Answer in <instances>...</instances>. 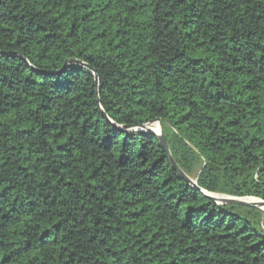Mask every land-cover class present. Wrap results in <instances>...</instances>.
Instances as JSON below:
<instances>
[{
	"label": "trees",
	"instance_id": "1",
	"mask_svg": "<svg viewBox=\"0 0 264 264\" xmlns=\"http://www.w3.org/2000/svg\"><path fill=\"white\" fill-rule=\"evenodd\" d=\"M203 191L264 201V0H0V264H264Z\"/></svg>",
	"mask_w": 264,
	"mask_h": 264
},
{
	"label": "water",
	"instance_id": "2",
	"mask_svg": "<svg viewBox=\"0 0 264 264\" xmlns=\"http://www.w3.org/2000/svg\"><path fill=\"white\" fill-rule=\"evenodd\" d=\"M98 82V80H97ZM156 124H158V127H159V132H156L154 130H152L149 126L151 125H144V126H141L139 129L142 130V131H146L150 134H154L156 136H158L159 140H160V143L164 149V151L167 153L172 165L175 167V169L181 174V176L189 183L191 184L192 186L196 187V182L192 181L190 178H188L181 170L180 168L177 166L176 162L174 161L172 155H171V152H170V149H169V146H168V143L165 139V136H164V133H163V130H162V127H161V122L160 120L154 122ZM152 123V124H154ZM205 196H207L209 199L215 201L216 203L218 204H221V205H230V204H233V205H240V206H245V207H250V208H255V209H259L261 211L264 212V201H261V200H258V199H255V198H236V197H230V196H226V199H224L223 201H218L217 199L213 198L210 193L208 192H205L203 191L202 192ZM250 199H253V200H256L257 203H254V202H250L248 200Z\"/></svg>",
	"mask_w": 264,
	"mask_h": 264
},
{
	"label": "bare ground",
	"instance_id": "3",
	"mask_svg": "<svg viewBox=\"0 0 264 264\" xmlns=\"http://www.w3.org/2000/svg\"><path fill=\"white\" fill-rule=\"evenodd\" d=\"M156 132H159L158 128H156ZM213 198L217 199L218 201H223L224 199H226V197L224 195H216V194H210ZM250 202H254L257 203V201L254 200H248Z\"/></svg>",
	"mask_w": 264,
	"mask_h": 264
},
{
	"label": "rangeland",
	"instance_id": "4",
	"mask_svg": "<svg viewBox=\"0 0 264 264\" xmlns=\"http://www.w3.org/2000/svg\"><path fill=\"white\" fill-rule=\"evenodd\" d=\"M152 130H154V131H156V128H158L159 129V127H158V124H156V123H154V124H151L150 126H149ZM192 181H194V182H196V179L193 177V178H190Z\"/></svg>",
	"mask_w": 264,
	"mask_h": 264
}]
</instances>
